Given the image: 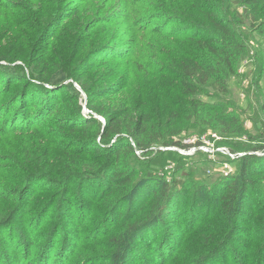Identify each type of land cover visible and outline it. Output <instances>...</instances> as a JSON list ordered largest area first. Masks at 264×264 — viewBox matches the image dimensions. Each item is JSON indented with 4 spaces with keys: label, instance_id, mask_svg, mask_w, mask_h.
<instances>
[{
    "label": "rangeland",
    "instance_id": "1",
    "mask_svg": "<svg viewBox=\"0 0 264 264\" xmlns=\"http://www.w3.org/2000/svg\"><path fill=\"white\" fill-rule=\"evenodd\" d=\"M13 1L25 8H0V264H141L128 226L146 218L157 184L180 181L175 216L140 234L162 231L172 246L160 264H264V150L253 149L264 145V0ZM207 8L230 22L233 53L221 57L233 67L198 84L181 62L219 56L207 48ZM163 9L172 19L158 35L150 28ZM40 88L62 114L10 127L22 93ZM81 111L123 127L143 117L158 140L118 158L98 153L92 139L101 149L115 139L77 127ZM120 167L132 188L110 182Z\"/></svg>",
    "mask_w": 264,
    "mask_h": 264
},
{
    "label": "trees",
    "instance_id": "2",
    "mask_svg": "<svg viewBox=\"0 0 264 264\" xmlns=\"http://www.w3.org/2000/svg\"><path fill=\"white\" fill-rule=\"evenodd\" d=\"M26 2V0H23ZM35 0H28V4L34 5L33 2ZM256 1V0H252ZM197 6V5H194ZM25 8L22 3L13 1V0H0V8L1 9H9V8ZM201 7H198V10L200 11ZM51 11V7L48 6L46 10H44V13L49 14ZM163 13L160 20V23H158L156 28L151 27L152 31L155 34L160 35L161 32L165 29L159 28V25H163L165 22V19L168 18V21H171V14L168 10L163 9L161 11ZM204 16L207 17L209 23L204 28L207 29V31L211 35H215L216 37L212 38V45H208L207 48L212 54L219 56L215 59L212 57H202L199 58V60L191 61L192 64L187 63L186 61H182L181 65L187 70L188 77H192V81L197 82L200 84L201 81L211 80L212 82L219 81L222 76H224V73L226 71L225 67L232 68L233 67V60L232 57H221L222 51L227 54L228 52L233 53L232 50L234 46V34L231 33L230 22L226 23V18L223 16L221 11H217L215 8L208 9L203 12ZM39 18V21L45 20L46 18H42L41 16L37 15ZM50 19V16L49 18ZM48 19L46 21H48ZM178 24H181L177 22ZM226 23V24H225ZM54 23H50L46 29L43 31H40L39 27H36V31L38 34H41L42 32H46L48 29L53 27ZM165 24V23H164ZM152 25H156V22H153ZM166 25V24H165ZM215 30L219 31L220 33H216ZM42 33V34H43ZM166 31H164V34ZM167 35H170L168 32ZM172 36V35H170ZM218 47L217 52L215 50V47ZM222 50V51H221ZM68 75L62 74L63 77H67ZM80 86L82 88L84 87V83L80 80H78ZM5 82H1V85H4ZM31 90V89H30ZM26 91L22 93L25 96L21 99L22 107L18 106L16 112L14 111L12 114H8L11 119V122L8 123L10 127L15 126L16 128H21L22 124L20 122H23L25 120L31 121L34 124H38L42 121H46L48 118H51L52 116L56 114H62V109L60 108L59 104L55 101L54 95H47L49 91L44 92L42 88H40L41 91ZM43 90V91H42ZM222 90L225 91L224 87ZM54 98H53V97ZM89 109H94L92 105H88ZM12 109V108H10ZM4 114L3 112L0 113V115ZM7 114V113H6ZM78 124L77 127H94L97 132L96 134H99L100 140H102V143L109 144L113 139H115V142L105 147L104 149H101L99 146H97L94 139H92V143L90 144L91 150H95L99 153V149L104 151L107 155L111 157H117L121 154L123 151L132 152L135 148H144L147 146H150L154 141H157L156 138H150L151 135L147 132L146 127V120L142 117H139L137 119V123L135 126L132 127H123V123L119 119V116H107L103 117L104 121L100 122L99 117L95 118L89 113H81L78 114ZM61 123L60 120H58L57 124ZM125 130V131H123ZM91 135L93 136V129L91 131ZM94 138V137H93ZM146 141H149L146 143ZM116 145V146H115ZM162 145L166 147L167 145H178L182 148L190 146L186 143H180L179 141L171 140L170 138L163 139ZM253 149H256L257 151H263L264 145H258L254 146ZM255 155V153H253ZM251 155V157L253 156ZM246 160V159H245ZM255 167L258 169V167L255 165ZM255 167L251 166L252 175H259L262 171L255 170ZM123 167L118 168V170H114L112 172L111 180L110 182L125 184L126 187L132 188L133 184V177L131 175H127V173H124L122 171ZM116 169V168H115ZM106 175V174H105ZM113 176H115L113 178ZM249 185V182H245V186ZM166 184L159 185L157 184L156 187L153 189L152 197H151V204L152 208L149 210V213L147 214L146 218L142 221L135 222V224L128 226V231L131 232V240L135 238L136 244L140 247V249H144L145 252H139L137 251V257L140 259L141 264H160L161 257L165 259L166 257H170L171 254V248L166 247V243H162L161 241H158L159 236L161 232L153 231L155 233L154 237H150L145 239L144 241L141 239L140 234H144V232L147 229L152 228L153 225H156L158 229L165 228L169 222V219L173 218L175 214L178 212V201L182 199V197H185L187 195L186 193L181 194L180 187L182 188V182L174 183L173 186H168ZM231 187V186H230ZM228 188V187H227ZM17 188H14L16 190ZM232 188L227 189V192H230ZM103 191V190H101ZM128 198L131 196L134 197V194H136L135 190H129L128 192ZM107 194L105 193V197ZM189 196V195H188ZM226 202V197L223 194H220L219 196V202L221 204H224ZM115 217V218H114ZM121 217V211L118 213L117 216H113V220L116 222L119 221V218ZM137 231V234L135 233ZM138 231H142L141 233H138ZM135 234V237H133ZM124 240V239H123ZM129 244H132L130 241ZM173 243V237L169 236L168 244ZM162 244V245H160ZM120 250L118 247L117 252ZM162 254V255H161ZM161 255V257H160ZM147 258H151V262L144 263V260Z\"/></svg>",
    "mask_w": 264,
    "mask_h": 264
},
{
    "label": "built area",
    "instance_id": "3",
    "mask_svg": "<svg viewBox=\"0 0 264 264\" xmlns=\"http://www.w3.org/2000/svg\"><path fill=\"white\" fill-rule=\"evenodd\" d=\"M99 118H100V120H101L102 122L104 121V119H103L102 117L99 116Z\"/></svg>",
    "mask_w": 264,
    "mask_h": 264
}]
</instances>
